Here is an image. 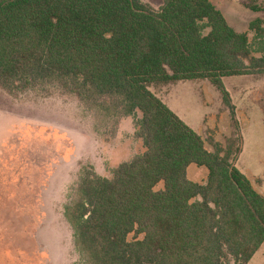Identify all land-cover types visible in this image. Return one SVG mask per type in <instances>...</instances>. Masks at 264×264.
Masks as SVG:
<instances>
[{"label": "trees", "instance_id": "obj_1", "mask_svg": "<svg viewBox=\"0 0 264 264\" xmlns=\"http://www.w3.org/2000/svg\"><path fill=\"white\" fill-rule=\"evenodd\" d=\"M244 5L264 12V0ZM248 28L257 50L210 0H0V87L55 81L91 104L110 99L120 114L140 113L142 153L109 178L85 169L66 211L88 264H248L258 250L264 195L235 166L239 144L232 157L218 144L207 150L149 89L207 79L239 143L221 79L264 73V16ZM192 163L206 168L204 183L187 178Z\"/></svg>", "mask_w": 264, "mask_h": 264}, {"label": "rangeland", "instance_id": "obj_2", "mask_svg": "<svg viewBox=\"0 0 264 264\" xmlns=\"http://www.w3.org/2000/svg\"><path fill=\"white\" fill-rule=\"evenodd\" d=\"M141 1L158 8L163 0ZM210 1L233 29L247 33L253 50L259 49L248 24L264 12L248 9V0ZM221 81L234 105L239 143L221 94L207 79L149 89L202 138L207 150L218 144L232 157L239 144L235 166L264 195V73ZM98 103L49 80L0 87V264H88L66 214L78 200L80 176L92 169L109 178L118 164L144 150L137 134L140 113L120 114L110 99ZM206 175V168L193 163L186 169L193 181L204 183ZM161 187L159 182L155 188ZM248 264H264V241Z\"/></svg>", "mask_w": 264, "mask_h": 264}]
</instances>
